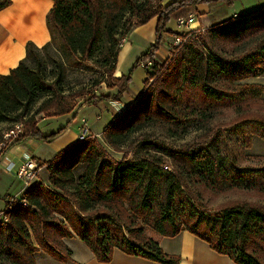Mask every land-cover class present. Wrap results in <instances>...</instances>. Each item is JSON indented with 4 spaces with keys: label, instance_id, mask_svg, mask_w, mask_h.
<instances>
[{
    "label": "trees",
    "instance_id": "16d2710c",
    "mask_svg": "<svg viewBox=\"0 0 264 264\" xmlns=\"http://www.w3.org/2000/svg\"><path fill=\"white\" fill-rule=\"evenodd\" d=\"M53 1L54 6L48 13L52 39L42 48L30 42L28 54L17 68L0 76V124L17 123L32 113L23 121L24 130L13 137L12 145L33 136L43 141L59 136L66 126L45 133L36 119L37 114L47 112L53 118L71 114L80 106L78 97L85 94L77 92L68 100L64 72L51 80L43 71L45 53L58 52L61 60L72 55L85 60L105 50L99 64L110 80L107 87L113 89L120 85L114 92L101 96L91 93L87 104L122 99L132 78L131 72L122 77L114 76L123 39L132 28L150 22L156 15L158 36L134 66V69L140 66L142 59H153V66L146 68L145 82L150 78L155 80L105 125L103 136L113 149L127 144L130 135L149 121L159 119L180 125L187 117L206 113L212 105L238 104V108H244L243 101L261 99L264 94V84L239 82L238 88L233 85L264 75V5L211 25L206 35L187 39L172 57L161 61L155 52L168 34L175 33L173 28L167 27L168 22L185 16L180 10L188 7L192 0H181L182 7L175 11L171 9L173 3L163 5V0L157 6H149L141 0ZM196 2L219 3L221 0ZM12 3L13 0H0V11ZM122 25L126 27L120 37L118 29ZM253 28L260 31L261 41L236 59L208 50L209 37L242 39ZM201 43L208 52L199 64ZM194 89L203 105H196L192 99L183 107V92L193 94ZM42 99L40 107L34 110ZM244 120L246 118L239 121ZM249 121L264 124L262 117ZM215 145L202 146L199 142L181 152L198 171L160 170L163 158L156 155L136 154L130 160H113L95 135L79 138L48 161L39 159L42 165H47L50 177L48 182L35 181L26 186L18 200H8L5 213L0 217V264H37L35 254L40 249L60 261L71 259V249L63 242L64 237L70 236H80L102 263L114 258L115 249H122L126 254L140 255L160 264H180V255L168 254L159 241L146 233L147 225L168 237L190 230L237 264H264L263 203L231 204L222 208L217 220L207 211L200 212L193 199L186 196L189 177L221 191L233 187L257 188L264 194V168H240L234 162L226 165L221 147ZM143 148L167 152L164 145L149 141ZM80 166L85 170L78 172L76 169Z\"/></svg>",
    "mask_w": 264,
    "mask_h": 264
},
{
    "label": "rangeland",
    "instance_id": "374dc122",
    "mask_svg": "<svg viewBox=\"0 0 264 264\" xmlns=\"http://www.w3.org/2000/svg\"><path fill=\"white\" fill-rule=\"evenodd\" d=\"M141 1H145L149 6H157V4L161 2L160 0ZM180 1L181 0H163L162 4L166 5V3H173L174 7L171 9L175 11L180 10L182 7L181 4L179 5ZM215 4L217 6L214 5L212 9L208 11V13L201 15L197 10L198 4L196 0H192L188 7H182L180 14H185L187 17H189L190 14H195V17L199 19L202 25H208L209 23L213 24L217 21L222 22V20L234 16L235 14H246L251 10L259 9L263 7L264 0H234L231 3L221 0V2ZM226 10L228 11L229 17L222 18V15H224ZM127 16H130L129 13ZM176 21L177 19L175 20V23ZM125 27L126 25H122L120 29H118L119 36L124 32ZM209 27V25L208 27L200 26L198 28L181 27L179 30H181L180 33L182 32L186 34V40H190L195 38L198 34L206 35V31ZM177 31H175V33ZM175 33H171L170 36L168 35L170 37V43H173L174 35H176ZM262 37L263 36L260 35V31H258L257 28L250 29V32L243 36L242 39L235 38L234 36H222L217 39L209 37L208 50H210L212 53L217 52V54L221 57L230 58L233 60L239 55L243 54V52L246 53L253 47L257 46L256 44L259 42V40L261 41ZM203 45L201 43L203 48L200 49L201 55L198 56L199 64L203 62L202 56L208 52ZM104 51L105 50L101 49V51H99L93 59L91 58L85 60L79 58L76 55H72L71 57H67L65 59L63 58L61 60L58 52L52 55L45 53L43 57L44 60L46 59V61L43 71H45L46 77L51 80L58 76V73L62 75V72H64L63 84L66 88V96H70L68 100H71V98L75 96L77 92L85 93L83 97H78V103L80 104V106L77 107L78 109L87 105L89 101L87 98L90 97L91 93H97L101 96V94L106 92H114L120 85L118 83L113 89H109L107 87L110 80L107 77L105 69L99 64ZM173 52L171 51L168 57H172ZM200 75L201 74L198 76ZM154 80V78H150L148 83L145 82V87H151L154 83ZM239 82H244L245 84H252L254 82L264 84V75L260 77L252 76L246 80L243 79L235 82L233 85L238 88ZM138 86L140 87V85ZM191 92L193 94L183 92L181 100L183 102L182 106L184 107V105H186V103L192 99L196 105H203L204 102L199 99L197 90L194 89ZM43 101L44 99L38 101L34 107V110L38 109ZM243 103L249 105H245L244 108H238V104L212 105L206 110V113L193 117H187L183 120V122H181L180 125H177L176 123H165L159 119L151 122L149 121L143 126L141 130L130 135V140L127 144L122 145L120 149L116 150L109 145L103 134L102 137L99 138L95 135V133H90V128L86 132L85 138L95 135V137H97L99 141L103 143L105 147H107L106 149L109 156L116 161L122 159H133L135 158L136 154L142 157H152L153 155H156L157 157L160 156L163 158V163L160 165V170L165 171H198V168H196V166H194L193 163L188 160V158L184 157L181 152H185V150H187L190 145H195L199 142L202 146L208 145V143H215V146L219 145L221 147L222 155L224 156L223 160L226 165H230L234 162V164L240 168L247 167L248 169L254 170L255 168L260 167L264 168V124L260 123V121H249L253 120L254 117L264 118V94H262L261 99L260 97H257L256 99H252L250 102L243 101L241 104ZM118 109L119 108L117 107L118 112L122 111V109ZM87 114L89 115V112L86 114L82 113L78 116L77 120L80 121L82 115L87 116ZM30 115L25 116L23 120H19L17 123L11 121H5V123H1L0 140L8 139L11 141L13 137H17L19 131L21 132L24 130L25 122L23 121L29 118ZM244 118H246V120L239 121L243 120ZM36 119L38 120L40 127L46 130V132L51 130L54 131L60 128L62 125V119L60 122L53 120V117H50L47 112L37 114ZM104 120L105 119H102L101 121L99 120L96 123L97 126L101 127ZM77 127L78 123L75 122L72 127L74 135L77 133L80 135L82 133L81 131H78ZM7 132H11L12 135L5 137V133ZM148 141L150 143H154V145H164L167 149V152L163 150L155 151L151 148H143L144 143ZM14 161L16 162V160ZM37 162L40 163L39 160H37ZM5 166L6 165L0 163L1 208L4 207L3 205L7 200V193H9V196L11 194L12 197L10 196V199L13 201L15 199L14 196L19 193L18 190L21 181L25 183V179L23 177H18L16 173L20 165L17 164L14 171H7L8 169ZM39 166L41 168L38 171V178L42 177L39 181H46L48 178L47 175L49 174L48 167L47 165H42L41 163ZM76 170L81 172L85 170V167L80 166ZM38 178H35V181H38ZM188 179L189 180L187 183L189 186L187 187L186 196L188 199H193L194 204L199 208L200 212L207 211L211 218H217V215L222 212V208L231 204L249 202L251 204L263 203L264 205V194H262V192L257 188L238 189L233 187L227 191H221L204 183H197L195 180H193V178L189 177ZM4 213L5 211L2 213L0 212V217H3ZM146 228V233H156L152 226L147 225Z\"/></svg>",
    "mask_w": 264,
    "mask_h": 264
},
{
    "label": "crops",
    "instance_id": "0c3cea01",
    "mask_svg": "<svg viewBox=\"0 0 264 264\" xmlns=\"http://www.w3.org/2000/svg\"><path fill=\"white\" fill-rule=\"evenodd\" d=\"M214 5L217 6L215 3H200L197 10L199 14L204 15ZM53 6V0H13V3L9 7L0 11V76L17 68L20 61L28 54L27 46L30 42L42 48L44 44L52 39L50 25L48 24V13L51 12L50 10ZM222 16V18L229 17L228 11L226 10ZM158 22V16L156 15L150 22L132 28L124 38L121 51H119L118 64H116L114 76L122 77L131 72L132 78L126 90L127 92L124 93L122 99L104 100L98 104H87L84 107L76 109L71 114L55 117L53 120L60 122L62 119L61 126H66L59 136L47 141L40 140V138L35 136L25 138L17 144H11L5 157L16 160L18 165L27 157L48 161L52 157H55L62 149L71 146L79 139L81 134L77 133L74 135L72 131L75 122L78 123V131L82 132L83 128H90V133H95L99 138L102 137L105 125L114 120L113 118L118 113L117 107H120L122 111L126 109L141 94L145 87V80L148 77L146 67L141 65L134 69V66L141 55L154 44L158 36ZM219 22L217 21L216 23ZM211 24L209 23L208 25L211 26ZM208 25H202L199 19H197L192 28L200 26L208 27ZM167 27L173 28L174 31L179 30L174 19L168 22ZM168 35L170 36L171 34ZM168 35L160 46V49L155 52V56L161 59V61H165L170 55V37ZM87 112H89V115H82V121L77 120L79 115L82 113L86 114ZM102 119L105 120L101 127L97 126L96 123ZM42 130L45 133L49 132H46L43 128ZM47 176L50 177L49 174ZM41 178H38V181ZM43 182H48V178L46 181L43 180ZM25 188L26 184L21 181L19 193L15 196H20ZM10 196L7 193L4 207H0L1 213L5 211ZM149 235L156 241H159L168 254L180 255V264H237L232 257L230 258L228 255L214 250L208 240L198 237L190 230L180 231L174 237H168L157 232L150 233ZM63 242L71 249V259L60 261L54 255L49 254L44 249H40L35 254L37 264H160L155 262V260L146 259L140 255L133 256L126 254L122 249H115L114 258L107 263H102L99 262V258L96 257L95 253L80 236L64 237ZM35 243L39 246L36 240Z\"/></svg>",
    "mask_w": 264,
    "mask_h": 264
},
{
    "label": "built area",
    "instance_id": "2783aa9c",
    "mask_svg": "<svg viewBox=\"0 0 264 264\" xmlns=\"http://www.w3.org/2000/svg\"><path fill=\"white\" fill-rule=\"evenodd\" d=\"M195 20H197L195 17V14H190L189 17L180 16V18L177 19L176 23H177V26L179 29L181 27L192 28V25L194 24ZM180 31L181 30H179L175 33L176 35H174L173 43L169 44V48H171L170 52L176 51V49L178 50L180 48L181 44H183V42L186 41V38H185L186 34H184L182 32L180 33ZM123 41H124V39H123ZM174 46H175V48H174ZM140 63H141L140 66L142 65L146 68L147 67L151 68L155 62L153 61V59H148V60L142 59ZM118 108L120 109V107H118ZM88 130H89V128H83L82 133L79 137L84 139L86 132ZM11 135H12L11 132L5 133V137L11 136ZM11 144H12V140L11 141L8 139L0 140V163L6 165L5 167H7V169L9 171H14L16 168V165H17L16 162L13 159L5 157V154L8 151V148L11 146ZM39 164L40 163H38L37 160L35 158H32V157H27L26 159H24L20 163V166L18 167L16 173H17L18 177H23L25 179L26 186H29L32 183H34L35 178H38V171L41 168L39 166ZM14 198H13L14 200H18L20 198V196H15ZM23 202L25 204H27L26 199H23Z\"/></svg>",
    "mask_w": 264,
    "mask_h": 264
}]
</instances>
